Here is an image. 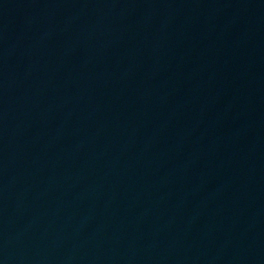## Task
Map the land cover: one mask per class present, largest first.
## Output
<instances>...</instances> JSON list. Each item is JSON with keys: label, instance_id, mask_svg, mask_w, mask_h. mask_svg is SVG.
Instances as JSON below:
<instances>
[{"label": "water", "instance_id": "1", "mask_svg": "<svg viewBox=\"0 0 264 264\" xmlns=\"http://www.w3.org/2000/svg\"><path fill=\"white\" fill-rule=\"evenodd\" d=\"M246 264H264V219Z\"/></svg>", "mask_w": 264, "mask_h": 264}]
</instances>
